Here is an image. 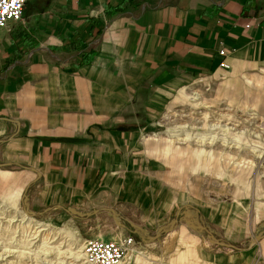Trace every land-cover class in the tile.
Returning <instances> with one entry per match:
<instances>
[{
    "label": "crops",
    "instance_id": "1",
    "mask_svg": "<svg viewBox=\"0 0 264 264\" xmlns=\"http://www.w3.org/2000/svg\"><path fill=\"white\" fill-rule=\"evenodd\" d=\"M245 67L264 77V0H29L0 28V192L34 214H120L139 235L133 252L199 258L226 233L169 194L151 132L181 91L192 104L197 80ZM204 208L202 222L219 220ZM253 232L240 257L264 264Z\"/></svg>",
    "mask_w": 264,
    "mask_h": 264
},
{
    "label": "rangeland",
    "instance_id": "2",
    "mask_svg": "<svg viewBox=\"0 0 264 264\" xmlns=\"http://www.w3.org/2000/svg\"><path fill=\"white\" fill-rule=\"evenodd\" d=\"M196 90L204 99L191 104L180 97L181 91L157 120L151 137L156 139L162 170L171 174L169 194L176 192L182 195L179 201L188 200L200 226L208 223L210 230L220 227L227 235L199 247L194 260L152 256L155 248L142 247L117 264L127 259V264H253V257L242 258L240 251L249 253L258 243L253 228L264 232V77L253 75L250 67L220 71L184 91L191 95ZM214 124L218 125L212 129ZM25 204L0 192V264H72V257L65 254L67 233L86 246L95 238L119 240L132 233L139 239L136 228L120 214L79 209L34 214L25 210ZM207 204L219 220L202 222L200 210L206 212Z\"/></svg>",
    "mask_w": 264,
    "mask_h": 264
},
{
    "label": "built area",
    "instance_id": "3",
    "mask_svg": "<svg viewBox=\"0 0 264 264\" xmlns=\"http://www.w3.org/2000/svg\"><path fill=\"white\" fill-rule=\"evenodd\" d=\"M29 0H0V28L7 27L12 22H20L23 12ZM220 54L225 56V51ZM221 67L230 69V65L223 60ZM136 238L127 234L119 240L95 238L87 242L86 252L92 264H117L124 261L136 246Z\"/></svg>",
    "mask_w": 264,
    "mask_h": 264
},
{
    "label": "bare ground",
    "instance_id": "4",
    "mask_svg": "<svg viewBox=\"0 0 264 264\" xmlns=\"http://www.w3.org/2000/svg\"><path fill=\"white\" fill-rule=\"evenodd\" d=\"M198 98L200 97V95L199 96H197ZM217 125L218 124H214L213 125V128L212 129H215V127H217ZM243 133V132H242ZM208 135H209V133H208ZM241 135V134H240ZM236 137V136H235ZM180 138V137H179ZM215 138H216V136L215 135H213V139H212V141H214L215 140ZM182 140H184V139H182ZM186 140V139H185ZM210 140H211V138H210ZM180 141H181V139H180ZM227 141V140H226ZM173 142H175V140L173 141ZM172 142V143H173ZM14 207H17V204L16 203H14ZM21 217H22V219H25L26 218V216H23V214H21L20 215ZM32 222V221H31ZM65 237H67L65 240H66V242H67V244H68V249H67V251L65 252V254L66 255H69V256H71L72 257V260H73V263L72 264H79L80 262V264H92V263H90L89 262V256H88V254H87V252H85V250L87 249V246H86V243H81V242H78L77 241V237H75V235L74 234H72V233H67V236H65ZM75 237V238H74ZM62 255V254H61ZM129 256V255H128ZM131 256V255H130ZM120 262H123V261H120ZM127 262H128V259H127V261L126 262H124L123 264H127ZM64 263V262H63ZM119 263V262H118ZM58 264H60V263H58Z\"/></svg>",
    "mask_w": 264,
    "mask_h": 264
},
{
    "label": "trees",
    "instance_id": "5",
    "mask_svg": "<svg viewBox=\"0 0 264 264\" xmlns=\"http://www.w3.org/2000/svg\"><path fill=\"white\" fill-rule=\"evenodd\" d=\"M96 51L94 49H89L84 51L81 62L77 63V67L85 66L89 64L95 55Z\"/></svg>",
    "mask_w": 264,
    "mask_h": 264
}]
</instances>
